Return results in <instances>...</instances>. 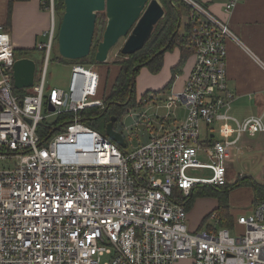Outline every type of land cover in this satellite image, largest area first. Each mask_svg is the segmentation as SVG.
<instances>
[{
  "label": "built area",
  "instance_id": "built-area-1",
  "mask_svg": "<svg viewBox=\"0 0 264 264\" xmlns=\"http://www.w3.org/2000/svg\"><path fill=\"white\" fill-rule=\"evenodd\" d=\"M183 1L194 64L180 91L140 99L147 108L132 123L148 135L131 150L83 123L85 109L104 106L99 74L85 64L73 63L67 86L47 93L42 64L33 85L15 93L14 45L0 22V160L14 158L0 166V264H264V201L237 216L241 231L216 220L213 229L192 231L186 223L181 199L196 184L227 182L226 162L240 139L264 138V110L243 119L230 113L225 42L236 36L196 0ZM41 3L50 23L36 47L47 62L57 34L54 0ZM235 3L228 0L225 10ZM43 106L48 114H71L44 142L36 131ZM213 124L219 139L201 142V126L209 136ZM196 169L211 175L189 173Z\"/></svg>",
  "mask_w": 264,
  "mask_h": 264
},
{
  "label": "crops",
  "instance_id": "crops-1",
  "mask_svg": "<svg viewBox=\"0 0 264 264\" xmlns=\"http://www.w3.org/2000/svg\"><path fill=\"white\" fill-rule=\"evenodd\" d=\"M196 1L213 13L217 18L227 23L230 30L236 36V40L227 39L225 42L226 86L234 94V99L230 106V113L237 119L260 114L264 110V0H236L234 7L229 11L225 10V3L228 0ZM13 2L12 13L11 16L9 14V24H7L8 0H0V22L6 23L14 48L27 49L32 53L39 51L44 56L42 50H39L38 48L36 49L38 43H43L36 41V35L40 33L41 30H43V35L48 24L46 23L47 16H43L38 11L41 6V0H16ZM27 7L29 8L28 11ZM33 7L34 9L36 7L37 13L33 11ZM22 12L26 21L30 19L29 22H36L37 26L29 28L27 23V25H16L13 28L12 21H14L16 16H19ZM186 18L187 14H185V19L183 20L182 25H186ZM41 23H46L45 28ZM179 58L180 50L179 47L175 46L171 50L164 52L162 66L156 74L150 73L146 67H142L140 71L145 69L147 76L152 79L151 87L155 90L164 88L166 84L172 80L170 86L165 89V94L167 95L170 92H178L183 88L195 59L193 53L187 55L184 64L176 69L172 78V69L178 63ZM105 62L97 63V65L101 66ZM109 73H111V69ZM109 73L107 74V78ZM116 74L117 72L115 70L109 85L113 82ZM163 92L164 90L159 93L162 94ZM176 112L178 119H181L184 116V110L182 107L178 108ZM147 135L148 133L146 130L144 136L145 140L147 139ZM208 135L209 136H207L206 126L202 125L200 141L206 143L209 140L215 139L214 135H211L210 133H208ZM238 147V150H233L232 152V156L235 153L236 157L239 159L238 161H241L243 158L247 160L248 157H254V155L257 159L261 158L262 161L264 160V138L262 134L257 133L251 136L244 135L240 139ZM248 170L249 173H247L248 171L241 170L239 175H242V177L253 178L251 169L248 168ZM233 190L234 189H231L229 191L230 195ZM216 207L217 206H214L213 208L215 209ZM189 209L188 213L190 212ZM241 214L242 213L238 215ZM200 222L198 221V218L192 221L189 229L193 231L202 228ZM237 227L242 228V226L236 224L234 230L237 231Z\"/></svg>",
  "mask_w": 264,
  "mask_h": 264
},
{
  "label": "trees",
  "instance_id": "trees-1",
  "mask_svg": "<svg viewBox=\"0 0 264 264\" xmlns=\"http://www.w3.org/2000/svg\"><path fill=\"white\" fill-rule=\"evenodd\" d=\"M16 0H8V20L7 24H9V14L11 9V4ZM164 10L165 16L158 21V23L154 26L153 31L151 33L150 38L144 44V46L138 50L137 52L130 55H122L124 57L122 62H120V68L117 72L113 82L108 86V89L105 91H99V96L103 100V108L92 107L89 109H85L81 113V119L84 124L87 126L97 130L102 135H105V127L109 122L111 116L116 117V121L113 123V128L121 132L120 130V117L126 112V110L138 104H141L140 99L145 96L149 90H146L138 100H136L135 93V78L139 72V69L142 67H146L148 71L152 74H156L161 66L163 61V54L166 51L171 50L173 47L177 46L180 50V58L176 66L172 69V78L175 74L177 68L181 67L184 64L185 58L190 53H193V47L190 44L189 39V26L183 25L185 32L184 34L179 35V28L181 23L182 13L188 14L189 8L188 5L183 1L179 3L178 0H160ZM42 6V5H41ZM64 9L63 0H54V10L56 12L62 11ZM61 19V17H60ZM60 22V21H59ZM179 23V25H178ZM59 25V24H58ZM105 25V15L102 13H97L96 22H95V31L93 36V42L91 46V50L89 55L77 60H68V59H60L58 53H56L55 58L61 61H67L70 64L72 63H80L86 64V61H89L90 64H94V54L96 51L97 42L101 39L102 31ZM174 33L170 43L167 45L166 49L157 54V51L163 48L169 41L171 34ZM56 41V37H55ZM37 49V47H36ZM14 57L23 58L28 57L32 58L30 50L27 49H15L14 48ZM89 59V60H88ZM144 65L140 68H137L134 71V76L131 79L132 69L134 66L138 64ZM172 80H170L166 86L160 90H153L154 92H161L170 86ZM99 83H100V75H99ZM99 90V85H98ZM26 89L17 90L14 88V92L18 94H24ZM97 94V95H98ZM103 119V127L100 123L97 122L98 119ZM71 120L70 113H62L58 115L51 123L48 125L45 123H40L37 126V134L44 142L49 137H51L58 130L53 131L57 126L68 122ZM238 182V181H237ZM233 183V185L228 186L227 182L220 186H214L211 184H196L192 187L190 193L187 196H184L181 199V203H183L186 211L191 207L193 200L196 196H216L218 199V205L215 209H213L208 216H214V219L217 222V225L220 227L228 228L231 231H234V227L236 225V218L234 222V214L230 212L229 205H227V200H220L218 196L226 195L228 196V192L236 186H240L241 184H245L246 186H250L253 189V202L254 205L264 201V184L255 182L252 178L249 177H241L240 181L237 183ZM207 216L202 218L200 224L203 227V223ZM201 229V228H199ZM206 229H213L212 226L206 227Z\"/></svg>",
  "mask_w": 264,
  "mask_h": 264
},
{
  "label": "rangeland",
  "instance_id": "rangeland-1",
  "mask_svg": "<svg viewBox=\"0 0 264 264\" xmlns=\"http://www.w3.org/2000/svg\"><path fill=\"white\" fill-rule=\"evenodd\" d=\"M179 3L182 2V0H178ZM14 3V2H13ZM11 4V9H10V16L12 13V5ZM42 6H40L39 8V13L42 14L43 16H47V28L45 30L48 29L49 27V23H50V15H49V10L48 8L41 3ZM36 9V7H35ZM33 7V11H37V9L35 10ZM26 10V9H25ZM29 10V8L27 7V11ZM25 11V12H27ZM37 13V12H36ZM102 14H104V12H100ZM62 15V11H55V22H56V29L58 27L59 21H60V17ZM185 19V12L182 13V20H181V26L179 28V35L184 34L185 29L183 24V20ZM30 19H28L27 21L24 18V14L23 12L19 14V16H16L15 20L12 21L13 22V28L18 25V26H24V25H28L29 28H34L36 25V22L32 23L29 22ZM45 23V24H46ZM42 24V23H41ZM40 24V26H41ZM45 24H42L43 27L45 28ZM105 26V25H104ZM38 28V27H37ZM36 28V29H37ZM43 30H41L40 33H38L36 35V41L37 42H45L46 40V35L43 34L42 35ZM124 37L119 39V41L117 42V44L112 47V49L110 50L109 54H108V58L107 61L105 63H103L101 66H98L97 63L95 62L94 64H90L89 61H86L87 66L93 68L94 70H96L99 75H100V83H99V91H105L108 89L109 86V82L112 79L113 76V72L116 70V72L119 71L120 68V62H122L121 60L124 59V57L120 54V48L124 42ZM57 53V49H56V41L54 44V47L50 53V56L47 60V62H43V54L39 51L33 52L31 54L32 58H34L35 60V64H36V70H35V78L38 76L41 66L42 64L45 65V78H46V86H45V93L48 92V90L52 87H62L65 88L67 86L68 80H69V75H70V69H71V64L67 61H61L58 58L56 59ZM89 60V59H88ZM111 69V73H109ZM113 70V72H112ZM108 78H107V74ZM106 78V79H105ZM151 78V77H150ZM149 76H147V73L145 71V69H142L138 74L136 75L135 78V93H136V99L138 100L141 97V94L146 91H153L155 90L154 88L151 87V83H152V79H150ZM143 91V92H142ZM97 93V94H98ZM166 91L164 90V92L160 95L161 98L164 97ZM99 96V94H98ZM160 102V101H158ZM147 108V106H143L140 104H136L131 106L130 108H128V111H126L119 120L120 123V130L121 133L124 137V140L126 142V150H131V148L139 143H142L145 139V125L140 124L138 126H133V116L136 114H141L145 109ZM154 111V108L152 109H148V113H151ZM159 113H164L165 109L164 108H160ZM48 110L45 108V106H43V114H47L45 119L42 120V123L45 124H49L51 123L57 116L53 115V114H48ZM98 123H100V125L103 127V119L100 118L97 120ZM142 123H145V119L142 118ZM211 130H210V134L214 135L215 139H218V135L216 132V124L211 125ZM233 152V150H232ZM199 160H201L202 162H209V158L205 155V153L199 152L198 156ZM239 159L236 157V154L234 153L233 156L231 155V159L228 160L226 162V168H227V174H226V179H227V184L228 186L233 185V183L235 182H239L240 178L242 177V175H239L240 171H248L247 173H249L248 168L251 169L252 171V175H253V180L255 182L258 183H264V160L262 161L261 158H256L255 155L254 157H248L247 160H245L244 158L241 161H238ZM14 162V158H7L6 160H0V166L2 165H11ZM244 168V169H243ZM246 169V170H245ZM190 174L196 175V176H202V177H209L211 175V171L209 169H196V170H189ZM250 175V174H248ZM237 182V183H238ZM212 186V185H211ZM245 184H241L240 186H236L234 187L232 194L230 195V193L228 192V196L226 197V195H221L218 196V198H220V200H227V205H229L230 208V212L234 214V222H235V216H237L238 214L242 213V214H248L251 213V211L253 210L254 207V202H253V198H254V194H253V189L252 187L248 186L245 187ZM241 187V188H240ZM218 203V199H217V195L216 196H196L193 200L192 203V207L189 209V213L187 211V216H186V223H188V228H190V223L194 220H196L198 218V221L200 222V220H202V218H204L205 216H207V218L205 219L204 223H203V227L202 228H206L208 226H215V219H213L212 217L208 216L210 214V212L214 209V206H217ZM238 228V227H237ZM242 228H238V230ZM190 230V229H189ZM240 230V231H241ZM179 264H184V263H179Z\"/></svg>",
  "mask_w": 264,
  "mask_h": 264
},
{
  "label": "water",
  "instance_id": "water-1",
  "mask_svg": "<svg viewBox=\"0 0 264 264\" xmlns=\"http://www.w3.org/2000/svg\"><path fill=\"white\" fill-rule=\"evenodd\" d=\"M63 3L64 9L56 34V49L60 59L77 60L89 55L99 12H104L105 26L94 54L96 63L105 62L112 47L123 37L125 39L120 54L130 55L140 50L150 38L154 26L165 16L160 0H63ZM174 33L157 54L166 49ZM143 65L144 63L133 67L131 79L134 71ZM35 70L33 59L16 58L13 63L14 88H30L34 82ZM115 121L116 117L111 116L105 127V135L123 148V136L113 128ZM63 125L64 123L53 131Z\"/></svg>",
  "mask_w": 264,
  "mask_h": 264
}]
</instances>
